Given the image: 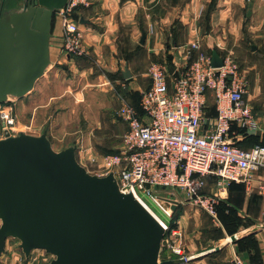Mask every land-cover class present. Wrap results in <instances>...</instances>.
I'll use <instances>...</instances> for the list:
<instances>
[{"label": "water", "instance_id": "water-1", "mask_svg": "<svg viewBox=\"0 0 264 264\" xmlns=\"http://www.w3.org/2000/svg\"><path fill=\"white\" fill-rule=\"evenodd\" d=\"M67 3L21 0L9 8L0 0V103L24 97L44 76L54 17ZM211 65H223L216 50ZM123 75L129 78V69ZM77 149L56 151L47 131L0 139V258L15 238L26 257L35 249L54 255L48 264L186 263L162 258L163 224L133 193L121 191L113 172L89 173ZM173 202L175 210L179 202Z\"/></svg>", "mask_w": 264, "mask_h": 264}, {"label": "built area", "instance_id": "built-area-1", "mask_svg": "<svg viewBox=\"0 0 264 264\" xmlns=\"http://www.w3.org/2000/svg\"><path fill=\"white\" fill-rule=\"evenodd\" d=\"M89 0H68L63 16L64 51L81 52L80 29L73 20V12ZM199 49L198 43L187 50V57ZM223 65L214 68L211 56L200 54L183 69L153 64L150 68L152 84L141 95L140 109L127 102L124 94L120 114L128 123L123 136L124 146L118 153L105 157L106 173L113 172L121 191L133 193L147 207L150 197L166 213H171L174 199H168L165 208L160 202L162 191L184 193L187 201L201 207L214 217L221 188L234 181H245L253 171L264 168V145L244 148L230 139L233 126L247 134L255 133L259 124L245 96L248 82L236 64L223 58ZM217 103V115L210 129L206 124L209 93ZM9 97L0 103V139L16 136ZM218 177L209 194L200 192L208 176ZM176 200V199H175ZM166 230L163 248L168 258L192 259L183 247L173 243L180 235L179 228L164 220ZM236 264H247L236 258Z\"/></svg>", "mask_w": 264, "mask_h": 264}, {"label": "crops", "instance_id": "crops-1", "mask_svg": "<svg viewBox=\"0 0 264 264\" xmlns=\"http://www.w3.org/2000/svg\"><path fill=\"white\" fill-rule=\"evenodd\" d=\"M6 1L10 8L12 0ZM15 1V6H18L21 0ZM237 1L215 0L212 18L227 20ZM211 2L212 0H89L72 14L73 20L79 24L81 42V52L74 55L64 51L65 31L63 16L59 13L58 17H54L56 21L55 25L53 21L50 47L52 59L55 44L59 41V78L63 79L60 78L59 85L64 83L65 90H73L80 96L85 91L84 86L91 84L87 75L98 67L101 70L98 79L103 81L104 75L106 84L120 82L126 100L134 102L140 108L141 95L152 84L149 72L151 66L156 64L155 61H161L162 64V61L166 63L171 60L174 65H170V68L180 71L188 65V46L194 42H201L205 46L202 42L206 38L201 37L200 15ZM144 35L145 42L142 44ZM261 43L264 46V37ZM255 47L257 49L256 45ZM261 49L262 47L259 48ZM126 69L131 73L129 78L123 75ZM80 86L82 88L78 90ZM245 99L253 109L259 128L252 136L247 137L235 125L230 139L241 147L251 148L256 144H264V77L263 83L259 84L256 80L255 85L248 86ZM205 112L207 120L203 131L208 133L218 113L216 99L211 92ZM217 181L216 176L206 177L200 192L209 194L215 191L213 187ZM231 183L220 189L215 216L218 220L217 227L206 237L209 238L206 239L207 243H216L213 248L198 247L195 244L198 235L184 231L187 227L186 216L189 217L195 205L187 200L179 203L183 209L177 223L179 226L176 227L179 231L183 230L184 240L188 244L185 249L192 254V259L184 264H236V258H241L247 264H264V168L253 171L245 181ZM194 214L196 216L197 212ZM235 224L237 228L232 233L231 229Z\"/></svg>", "mask_w": 264, "mask_h": 264}, {"label": "rangeland", "instance_id": "rangeland-1", "mask_svg": "<svg viewBox=\"0 0 264 264\" xmlns=\"http://www.w3.org/2000/svg\"><path fill=\"white\" fill-rule=\"evenodd\" d=\"M214 3L215 0H212L208 8L200 15L201 37L206 38L202 42L205 46L203 47L201 42H194L198 43L199 49L197 52H193L190 58L187 57V64L198 58L200 54L211 56L212 52L216 50L221 57L228 58L237 65L245 75L248 86L255 85L256 80L259 84L263 83L264 46L261 42L264 37V0H238L227 20L212 18L215 9ZM58 14L56 13L55 18L59 16ZM55 21L56 19L54 25ZM194 43L190 44L187 50L189 47H193ZM255 45L257 46L256 50L253 49ZM260 47H262L261 50H259ZM155 62L161 63V61ZM163 62L162 65L166 64L167 67L173 64L171 60ZM100 71V68L95 67L93 72L87 75L91 84L84 86L85 91H82L80 96H77L73 90H65L64 83L59 85L61 77L59 78L58 41L53 50L51 64L44 76L37 81L34 89L22 98L9 96L8 105L11 106L16 117L18 131L34 135H41L47 131L56 151L72 144L77 145L79 163L89 173L105 176L107 172L105 157L122 150L123 136L128 130V123L120 114L123 104L120 99L121 94L123 95L121 83L106 84V76L103 75L105 78L103 81L98 79ZM61 80L63 79L61 78ZM81 88L82 86L78 90ZM127 102L135 106L134 102L128 100ZM159 196L160 202H163L162 205L165 208H170L166 204L168 199H176L179 203L186 201L182 192H178L176 195V193L167 190L162 191ZM147 200L150 208L167 224L171 223L177 209L179 212L176 217L182 215L183 208L179 203L175 210L173 207L171 208L172 211L169 214L150 197H147ZM190 215L188 218L186 216L187 227L183 228L184 231L187 230L198 235L199 238L195 241L198 247L212 246L211 248H213L216 243H207L209 238L206 237L212 233V229L215 230L217 227L216 217L197 206H193ZM180 217L174 222L176 226H179L177 223ZM180 232L182 234L180 233L176 238L173 237V243L180 244L188 255H192L185 249L188 244L184 240L183 230L180 229ZM19 245L18 239L9 238L6 251L0 258V264H48L55 258L54 255L41 249L32 250L30 256L26 257ZM163 254L171 256L168 248L164 249ZM163 254L162 258L164 259Z\"/></svg>", "mask_w": 264, "mask_h": 264}, {"label": "trees", "instance_id": "trees-1", "mask_svg": "<svg viewBox=\"0 0 264 264\" xmlns=\"http://www.w3.org/2000/svg\"><path fill=\"white\" fill-rule=\"evenodd\" d=\"M15 5H16V1H15V0L13 1V0H12V4H11L10 6H11V7H14ZM11 7H10V8H11ZM137 107H138V106H137ZM138 108H139V107H138ZM139 109H140V108H139ZM243 134H244L245 136H247V137H248V136H252V134H247V133H245L244 131H243ZM256 145H259V144H256ZM263 145H264V144H263ZM231 184H232V183H231ZM178 212H179V211H178V209H177V211H175V216H174V218L171 220V223H170V224H171L172 227L176 226V223H174V222L176 221V219H178V217H180V216H177V217H176V214L178 215ZM227 225H228V224H227ZM228 228L230 229L229 225H228ZM228 228H227V229H228ZM235 228H237V224H235L234 228L231 229V232H232V233H233V230H235ZM163 252H164V250H163ZM162 254H163V253H162ZM163 256H164V259H166L168 255L166 256V254H163Z\"/></svg>", "mask_w": 264, "mask_h": 264}, {"label": "bare ground", "instance_id": "bare-ground-1", "mask_svg": "<svg viewBox=\"0 0 264 264\" xmlns=\"http://www.w3.org/2000/svg\"><path fill=\"white\" fill-rule=\"evenodd\" d=\"M148 208L150 209V211L157 217V219L160 221V222H163V220L150 208V206H148Z\"/></svg>", "mask_w": 264, "mask_h": 264}]
</instances>
